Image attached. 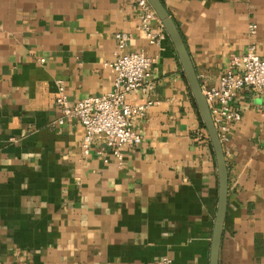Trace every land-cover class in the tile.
<instances>
[{
	"label": "crops",
	"instance_id": "1",
	"mask_svg": "<svg viewBox=\"0 0 264 264\" xmlns=\"http://www.w3.org/2000/svg\"><path fill=\"white\" fill-rule=\"evenodd\" d=\"M202 90L254 42L264 57V0H162ZM138 0H0V264H209L217 165L183 68L161 21L152 44ZM160 20V19H159ZM161 22V23H160ZM257 25L255 35L248 26ZM156 60L152 101L122 164L100 142L85 155L79 122L56 105L110 91L115 33ZM242 120L224 151L229 170L219 264H264V95L234 99Z\"/></svg>",
	"mask_w": 264,
	"mask_h": 264
},
{
	"label": "built area",
	"instance_id": "2",
	"mask_svg": "<svg viewBox=\"0 0 264 264\" xmlns=\"http://www.w3.org/2000/svg\"><path fill=\"white\" fill-rule=\"evenodd\" d=\"M141 9L140 27L146 33L148 41L157 44L161 34L152 29V22L160 21L147 0H138ZM161 23V22H160ZM256 24L248 26L250 35H255ZM116 51L114 59L104 65L114 71L112 88L106 93L89 96L72 103L67 94L64 81L56 82V105L63 119L77 121L84 130L81 140L85 155L100 142L97 153H111L122 164L125 147H135L141 140V134L135 128L137 117L144 116L152 101L143 104L127 102V96L139 91L148 93L155 88L152 78L153 56L140 50H127L130 36L125 32L114 35ZM245 87H250L264 95V57L252 42L242 55L231 58L230 67L219 78L218 84L203 89L214 126L223 146L229 141L232 126L242 120L241 112L234 106V99ZM264 116V107L261 109ZM156 264H173L167 256L158 259Z\"/></svg>",
	"mask_w": 264,
	"mask_h": 264
},
{
	"label": "water",
	"instance_id": "3",
	"mask_svg": "<svg viewBox=\"0 0 264 264\" xmlns=\"http://www.w3.org/2000/svg\"><path fill=\"white\" fill-rule=\"evenodd\" d=\"M147 1L156 12L174 46L180 64L183 68V72L192 97L195 101L202 123L207 131L211 146L213 148L217 165L218 202L212 229L209 264H219V250L222 240L224 223L227 215L229 191V170L226 161L224 146L220 141L218 132L214 126L211 112L206 97L203 93L200 80L173 17L170 15L162 0Z\"/></svg>",
	"mask_w": 264,
	"mask_h": 264
}]
</instances>
